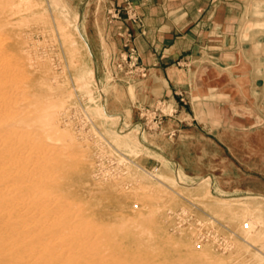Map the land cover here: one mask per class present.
<instances>
[{"label": "rangeland", "instance_id": "rangeland-1", "mask_svg": "<svg viewBox=\"0 0 264 264\" xmlns=\"http://www.w3.org/2000/svg\"><path fill=\"white\" fill-rule=\"evenodd\" d=\"M31 2L38 3V7L29 13L20 12L21 14L17 13L18 16L13 15L11 19L14 27L0 26V30L2 28L0 38L3 41L0 40V46L3 45L0 47V69L3 72L8 69V72H4L6 79L9 73L11 77L8 82L5 79L7 83H2L5 75L0 72V77L4 75L0 78V93L3 91L0 94V102L5 101L6 96L11 100L10 96L13 98L16 89V93H21L18 90L22 89L21 94H25L22 97L17 93L20 97L15 100L14 96V102L6 100L4 103H8L9 106L0 103L5 106L4 108L0 105L2 107L0 149L4 148L5 151L12 149L11 161L14 162V165L7 168L2 167L5 165L3 164L0 170L28 178L36 172L38 180L44 183L43 186L34 187L28 180L23 184L26 189L17 192L15 187L10 186L3 189L7 190L4 193L13 195L19 192L31 193L34 197L32 198L37 200L33 205L35 208H38L41 202L37 197H44L41 196L44 194L46 196L44 198H49L46 200L47 203L51 201L52 205L55 204L54 206L49 204L46 207L47 211L54 212L55 209L59 213L61 211L62 216L63 212L67 215L58 227L56 223L58 221L50 218L52 217L50 214L48 216L50 220L48 218L47 221L49 224L45 225L48 228L44 227V230H47L44 241H41V245L39 242L34 243L36 251L41 250L40 247L43 251L46 247V254L42 257L44 262L46 260V264H264V85L258 86L257 93L254 88H248L234 90L238 95L232 98L230 95L208 97L214 102L222 98V104L206 107L210 113L206 123L199 122L203 120L200 116L194 120L182 119L184 126L187 122L197 126L196 133L189 135L178 133L176 130L180 129V126L174 122L167 125V120L175 119L180 110L169 100H160L150 106L135 102L132 107L127 106L119 113H110L106 108V97H112L116 105H129V95L134 98L143 75L134 68L124 67L125 56L110 52V46L106 45L108 38L86 36L85 24L81 21L82 15H88L90 19V15L95 12H105V6L94 7L89 4V0H31ZM43 14L51 18L43 17ZM22 17H26L27 20L23 22L20 20ZM15 22H19L20 25ZM78 23L80 32L77 47L80 50L75 52L73 51L75 43L68 34L70 31L77 33L75 26ZM57 24L69 28L65 32V28L62 30L63 26ZM51 31L55 34L53 35ZM21 35L25 36L24 39H18L22 37ZM31 37H34V40ZM64 37L68 41L64 42ZM25 38L30 42L25 41ZM7 39L9 41H6ZM109 41L113 42V38ZM100 42L107 50L104 54H96L100 65L105 61L101 70L98 69L92 51L93 47H99ZM23 43L30 45L24 46ZM111 48L113 49L112 45ZM27 50H30V55H24L29 53ZM22 52L27 58L26 63L25 58L20 55ZM79 53L82 54V58L78 56ZM28 56L31 58L28 59ZM3 57L4 61L8 58L10 61L9 59L2 61ZM73 58L76 62L71 61ZM83 62L89 69L94 70L97 80L95 83L79 79L78 72ZM13 64L19 69L14 68ZM24 64L28 66V70ZM8 67L15 69L12 76L13 69L9 71ZM50 68L56 73H52ZM17 71L19 74L16 76ZM42 82L45 85H42ZM49 85L54 88L52 91L54 96L49 92L51 90ZM123 88L126 89L127 97ZM5 90H8L6 94ZM38 94L39 96L41 94L40 102L48 100L47 94L51 95V98L57 95V104L51 111L57 115L60 127L73 134L75 138L73 142L68 141V138L49 140L47 137V141L46 139L44 141L45 136L43 138V133L35 125H30L31 128L35 126L32 129H28L30 128L28 126L21 128L13 126L11 129L13 120L29 115L28 106L34 107H28L33 113L37 107L45 105L37 104ZM35 97L37 101L33 100ZM180 98L181 104H184L183 96ZM155 110L162 120L160 124H155L157 119L152 114ZM177 122L181 123L179 120ZM130 132L131 134L126 137L125 135ZM147 133L167 139L178 138V142L183 144L182 150L178 152L180 159L191 169L206 175L204 177H210V195L202 198L196 188L206 178L193 183L186 180L184 182L152 147L148 149L145 146L146 140L149 143L152 141L147 135L142 137ZM209 169L210 174H206ZM204 170L208 171L204 173ZM3 171L0 172L4 173ZM32 193H37V196ZM69 214L77 215V219L73 220L75 216L70 219L72 216ZM124 218L125 221L122 220ZM66 219L68 223L67 221L64 223ZM84 223L86 224L83 225ZM31 224L34 229L41 230L37 227L36 219ZM50 224L52 230L49 228ZM63 226H66L67 232H64ZM58 228L62 229L59 231ZM68 231H71L72 237ZM65 233H68L67 237ZM90 237L94 238V243ZM55 239H64L63 244L61 240L55 242ZM83 242H86L85 246ZM11 243V246L17 248L12 255V261L2 259L0 264H25L29 260L30 264H38L41 261V258L35 259L37 255L31 258L30 254L22 249L25 244L24 234L16 236L10 242L0 239V252L3 255L7 253ZM58 245H62L65 251ZM78 245L81 249H78L80 248ZM69 251L72 253L69 254Z\"/></svg>", "mask_w": 264, "mask_h": 264}, {"label": "crops", "instance_id": "crops-1", "mask_svg": "<svg viewBox=\"0 0 264 264\" xmlns=\"http://www.w3.org/2000/svg\"><path fill=\"white\" fill-rule=\"evenodd\" d=\"M89 4L103 5L106 11L93 13L90 19L82 15L86 36L108 38L110 52L125 56L124 67L143 75L134 98L129 95V105H116L106 97L110 113L135 102L150 106L169 100L180 110L167 125L174 122L180 126L178 133L189 135L197 126L187 122L185 127L182 119L200 116L199 122L206 123L210 115L206 107L222 104V98L214 102L208 97L232 98L238 95L234 90L248 88L257 93L264 85V0H89ZM104 47L100 42L92 48L99 70L105 63L100 65L98 57L107 51ZM145 135L153 142L146 140L145 146L152 147L182 181L206 178L180 159L183 144L178 138Z\"/></svg>", "mask_w": 264, "mask_h": 264}, {"label": "bare ground", "instance_id": "bare-ground-1", "mask_svg": "<svg viewBox=\"0 0 264 264\" xmlns=\"http://www.w3.org/2000/svg\"><path fill=\"white\" fill-rule=\"evenodd\" d=\"M37 2V1H36ZM33 2H31V0H0V26L2 27L3 25H14L13 23V20L11 19V17L13 16V15H17V13H20V12H32V10H33V8H37L38 7V5L37 4H35V3H33V4H35V5H33L32 4ZM45 3H43V5H44ZM37 5V6H36ZM34 6H36V7H34ZM42 6V5H41ZM40 6V7H41ZM58 6V5H57ZM17 8V9H16ZM58 8V7H57ZM17 10V11H16ZM21 14V13H20ZM47 15H49L48 14V12L46 13ZM57 14V13H56ZM15 15V16H16ZM41 15H42V13H41ZM44 16V14H43V17H48V16ZM18 16V15H17ZM40 16V15H39ZM38 16V17H39ZM14 17V16H13ZM37 17V16H36ZM42 17V16H41ZM50 17V16H49ZM48 17V18H49ZM78 17H79V15H78ZM23 18V19H22ZM20 20H23V22H24V20L26 21L27 19H25L24 17H22ZM31 17H29V19H30ZM34 17H32L31 19H33ZM48 18H47V21H48ZM51 18V17H50ZM40 19V18H39ZM57 19H58V17H57ZM40 20H42V18L40 19ZM46 20V19H45ZM45 20H44V23H46L45 22ZM61 20V19H60ZM31 21V20H30ZM58 21H59V19H58ZM28 23H29V21H27ZM26 22V23H27ZM34 22H35V20H34ZM37 22L39 23V21L37 20ZM50 22H52V20L50 21ZM56 22H57V20H56ZM16 23V22H15ZM19 23V22H18ZM18 23H16V24H18ZM20 23H21V21H20ZM27 23V24H28ZM42 23H43V21H42ZM42 23H41V25H42ZM47 23H49V21L47 22ZM30 24V23H29ZM28 24V25H29ZM35 24L37 25V23L35 22ZM60 24H61V21H60ZM69 24H70V22H69ZM18 25H20V24H18ZM22 25V24H21ZM32 25V24H31ZM47 25V24H46ZM53 25V24H52ZM24 26V25H23ZM27 26V25H26ZM43 26V25H42ZM57 26H63V24L62 25H58L57 24ZM14 27V26H13ZM15 27H17V26H15ZM20 26H18V28H19ZM28 27H30V26H28ZM4 28V27H3ZM44 28V27H43ZM63 28H65V26H63L62 27V30H64ZM67 28H69V26L67 27ZM67 28H65V32H66V30H67ZM79 23L78 24H76V26H75V30L77 31V33L76 32H72V31H70L71 33L70 34H68V35H70V37L71 38H73V43H75V45H74V50L73 51H75V52H79V47H77V42H79ZM30 29V28H29ZM60 29V28H59ZM62 30H60V32L62 31ZM69 30V29H68ZM0 31H2V28H1V30ZM32 31V30H31ZM30 31V32H31ZM43 31H44V29H43ZM48 31V30H47ZM53 31V30H52ZM52 31H51V33H52ZM69 32V31H68ZM3 33V32H2ZM27 33V32H26ZM25 33V34H26ZM21 34V33H20ZM41 34V33H40ZM49 34V33H48ZM53 34V33H52ZM54 34H55V32H54ZM53 34V35H54ZM33 34H31V36H32ZM38 35V34H37ZM64 35V34H63ZM65 35H66V33H65ZM64 35V36H65ZM0 36L2 37V35H1V32H0ZM22 36V35H21ZM24 36V35H23ZM23 36L22 37H20V38H18V39H24L23 38ZM29 36H30V34H29ZM28 36V37H29ZM16 37H17V34H16ZM25 37V36H24ZM27 37V36H26ZM54 37V36H53ZM69 37V38H70ZM9 38V37H8ZM30 38V37H29ZM33 38V39H32ZM65 38V37H64ZM66 38H67V36H66ZM64 39V42L67 40V39ZM70 38V39H71ZM6 39V38H5ZM27 38H25V41H27L26 40ZM31 39L32 40H34V37H31ZM51 39V38H50ZM55 40H56V38H54ZM0 40H1V38H0ZM9 40H10V38H9ZM8 39L6 40V41H9ZM45 40H46V38H45ZM52 40H53V38H52ZM51 40V42L53 43V41ZM2 41V40H1ZM1 41H0V44H1ZM24 41V42H25ZM47 41H49V39L47 40ZM68 41V40H67ZM3 42V41H2ZM19 42V41H18ZM28 42V41H27ZM26 42V43H27ZM30 42V41H29ZM28 42V43H29ZM34 42V41H33ZM32 42V43H33ZM35 42H37V41H35ZM40 42V41H39ZM43 42V41H42ZM57 42V41H56ZM41 43V42H40ZM47 43V42H46ZM45 43V44H46ZM51 43V44H52ZM73 43H72V46H73ZM3 44V43H2ZM4 44H5V41H4ZM34 44V43H33ZM42 44H44V42L42 43ZM67 44H68V42H67ZM70 44V43H69ZM23 45L24 46H27V45H30V44H27V45H25V43H23ZM35 45H37L36 43H35ZM41 45V44H40ZM48 45V44H47ZM1 46H3V45H1ZM0 46V47H1ZM34 46V45H33ZM44 46V45H43ZM36 47V46H35ZM52 47V46H51ZM65 47V46H64ZM87 47V46H86ZM29 48V47H28ZM44 48H46L45 46H44ZM72 48V47H71ZM30 49V48H29ZM35 49V48H34ZM48 49V48H47ZM26 50V49H25ZM36 50V49H35ZM44 50H46V49H44ZM23 51V50H22ZM28 51V50H27ZM41 51V50H40ZM68 51H69V49H68ZM24 52V51H23ZM23 52L20 54V55H22V57L23 58H25L24 57V55H27V54H29L30 55V50L28 51L29 53H24V55H23ZM37 52V51H36ZM48 52V51H47ZM74 52V53H75ZM43 53V52H42ZM67 53V52H66ZM1 54V53H0ZM32 54V53H31ZM38 54V53H37ZM53 54V53H52ZM77 54V53H76ZM87 54H88V52H87ZM3 55V54H2ZM14 55V54H13ZM43 55H45V54H43ZM58 55V54H57ZM74 55V54H73ZM4 56V55H3ZM49 56V55H48ZM61 56V55H60ZM71 56V55H70ZM78 56H80L81 58H82V54H80L79 53V55ZM77 56V57H78ZM1 57V56H0ZM4 57H6V55L4 56ZM4 57L1 59L2 61H4ZM8 57V56H7ZM29 57L30 56H28V59H29ZM33 57V56H32ZM39 57V56H38ZM45 57V56H44ZM50 57V56H49ZM48 57V58H49ZM58 57V56H57ZM76 57V56H75ZM22 58V59H23ZM31 58V57H30ZM36 58V57H35ZM41 58V57H40ZM47 58V59H48ZM52 58V57H51ZM60 58V57H59ZM9 59V58H8ZM8 59H6V60H8ZM12 59V58H11ZM26 59L27 58H25V63L26 62H28V61H26ZM37 59V58H36ZM50 59V58H49ZM5 60V61H6ZM33 60V59H32ZM32 60H30V61H32ZM38 60L40 61L41 59H39L38 58ZM38 60H37V62H38ZM43 60V59H42ZM62 60V59H61ZM75 61V58H73V59H71V61ZM4 61V62H5ZM8 61H10V59L8 60ZM22 62L24 61V60H21ZM36 61V60H35ZM63 61V60H62ZM3 62V63H4ZM41 62V61H40ZM47 62V61H46ZM60 62V61H59ZM76 62V61H75ZM79 62V61H78ZM8 63V62H7ZM7 63H6V65H7ZM33 63V62H32ZM36 63V62H35ZM34 63V65H36ZM42 63V62H41ZM44 63H45V61H44ZM53 63V62H52ZM72 63V62H71ZM70 63V64H71ZM2 64V63H1ZM38 64V63H37ZM76 65H77V63H75ZM9 65V64H8ZM7 65V66H8ZM11 65V64H10ZM9 65V67H12V66H10ZM14 65V64H13ZM25 65V64H24ZM43 65V64H42ZM75 65V66H76ZM6 66V67H7ZM15 66V65H14ZM13 66V67H14ZM28 66H29V63H28ZM28 66H26L25 65V67H26V69H27V67ZM46 66V65H45ZM60 66V65H59ZM73 66V65H72ZM2 67V66H1ZM4 67H5V65H4ZM8 67V68H9ZM24 67V68H25ZM30 68H31V66H29ZM36 67H39V66H37L36 65ZM51 67V66H50ZM58 67V66H57ZM68 67V66H67ZM14 68H18V67H14ZM14 68H9L10 70L9 71H11L12 69H13V71H11V76L13 75L12 73H14V71H15V69ZM33 69H34V67H32ZM60 68V67H59ZM63 69H64V67H62ZM5 69V68H4ZM19 69V68H18ZM42 69H43V67H42ZM8 70V69H7ZM5 71L4 70V72H8V71ZM28 70V69H27ZM35 70V69H34ZM40 70V69H39ZM52 69L50 68V71H51ZM54 70V69H53ZM56 70V69H55ZM2 70L0 69V72H1ZM36 71V70H35ZM50 71H48L49 73H50ZM63 71V70H62ZM3 71H2V74H4L5 75V73H4ZM25 72V71H24ZM52 72V71H51ZM52 73H54V71L52 72ZM56 73V72H55ZM54 73V74H55ZM64 73H65V70H64ZM19 73H18V71L17 72H15V75L17 76ZM26 74H27V72H26ZM44 74V73H43ZM45 74H47V73H45ZM61 74H63V72L61 73ZM4 75H1V77L0 78H2ZM8 76V80L6 79V75L4 76L5 78L3 79L2 78V80H4V81H1L2 83L4 82H8L9 81V79H11V77H10V73L9 74H7ZM14 75V76H15ZM32 75V74H31ZM30 75V76H31ZM50 75V74H49ZM52 75V74H51ZM56 75H60V74H56ZM64 75V74H63ZM66 76V75H65ZM57 77V76H56ZM62 77V76H61ZM78 77H79V79L81 80V81H83V80H85V79H87L88 81H90V82H94L95 83V81H97L96 80V76H95V72H94V70L93 69H89L87 66H86V64L83 62V64L81 63V66H80V70H79V72H78ZM67 78V77H66ZM5 79H6V81H5ZM75 79H77V78H75ZM31 80V79H30ZM47 80V79H46ZM46 80H44V81H46ZM51 80V79H50ZM49 80V81H50ZM52 80H54V77H53V79ZM62 80V79H61ZM78 80V79H77ZM77 80H76V82H77ZM29 81V80H28ZM48 81V82H49ZM6 82V83H7ZM41 82V81H40ZM57 82H58V80H57ZM56 81H55V83H57ZM1 83V84H2ZM37 83H39V82H37ZM54 83V84H55ZM78 83H79V81H78ZM77 83V84H78ZM64 84V83H63ZM80 84H82V83H80ZM97 84V83H96ZM42 85H45V84H43V82H42ZM46 85H48V84H46ZM58 85V84H57ZM86 85V84H85ZM1 86V85H0ZM5 86H6V84H5ZM41 86V85H40ZM50 86V85H49ZM65 86V85H64ZM3 88H4V85L2 86ZM21 87V86H20ZM48 87V86H47ZM66 88V87H65ZM1 89V88H0ZM51 89V90H50ZM49 92H51L50 94L51 95H53L52 94V91H54V88L52 87V86H50L49 87ZM8 90H5L4 91V93L5 92H7ZM13 91V90H12ZM16 91H17V89H16ZM16 91H15V93H13L14 94V96H16L15 97V100L18 98V97H20V96H17V93H16ZM18 91H21V93H22V89L21 90H18ZM67 91V90H66ZM14 92V91H13ZM1 93H3V91H1ZM0 93V94H1ZM10 93V92H9ZM8 93V94H9ZM21 93H18V95H22ZM54 93V92H53ZM6 94V93H5ZM7 94V95H8ZM12 94V93H11ZM10 94V95H11ZM10 95H8V96H10ZM25 95V94H24ZM24 95H22V97L24 96ZM51 95H48L47 94V98H48V100H46L47 101V103H46V101H45V99H44V101L43 102H45V103H43L42 101V103L40 102V99H41V94H40V96H39V94L37 95L38 97H39V102L37 103V104H45V105H43V107H40L39 105V107H37L34 111H33V113L31 112V109L30 110H28L29 108H34L33 106L31 107V106H28L27 107V111L29 112V115L28 116H23V117H20L19 119H17V120H13V122L11 123V129H12V127L13 126H15V127H13V128H21V126H28V127H30V128H28V127H26V129L28 128V129H32V128H34L35 126L43 133V138H44V136H45V138H44V141H45V139H46V137L50 140V139H52V140H59V139H64V138H68V141H70V142H73L74 140H75V138H74V136H73V134L70 132V131H66V130H64V129H62L61 127H60V125H59V120H58V118H56L57 117V115L55 114V113H53L51 110H52V108H54V106L57 104L56 103V100H58V99H56V96L55 97H53V98H51ZM2 97H5L4 95H1ZM14 96H13V98H14ZM36 96V95H35ZM54 96V95H53ZM11 97V100H9L8 98H7V96H6V98L4 99L5 101L7 100V102H8V100L9 101H13L14 102V99L12 98V96H10ZM22 97H21V99H22ZM50 97V98H49ZM36 98L37 97H35V99H33V100H36ZM13 99V100H12ZM2 100H3V98H2ZM1 100V101H2ZM20 100V99H19ZM5 101H2L3 103L5 102ZM32 101V100H31ZM37 101V100H36ZM35 101V102H36ZM2 102H0L1 104H2ZM30 102V101H29ZM33 102V101H32ZM34 102V103H35ZM10 103V102H9ZM0 104V105H1ZM12 104V103H11ZM10 104V105H11ZM31 104V103H30ZM36 103H35V105H37ZM3 105V104H2ZM1 105V106H2ZM4 105L6 106V105H8V103H4ZM29 105V104H28ZM0 106V107H1ZM5 106H2V107H4L5 108ZM9 106V105H8ZM2 107H1V109H2ZM9 108V107H8ZM7 109V108H6ZM5 109V110H6ZM4 110V109H3ZM4 110V111H5ZM16 119V118H15ZM30 125H35L34 127L32 126V128H31V126ZM17 126V127H16ZM6 127V126H5ZM22 127V128H23ZM7 128L9 129L10 128V126H7ZM1 129V128H0ZM25 129V128H24ZM3 130V129H2ZM131 134V132L130 133H127L125 136L126 137H128L129 135ZM46 141H47V139H46ZM1 146V145H0ZM2 146L4 147V145L2 144ZM12 154H13V152H12V149H8V150H6L5 151V149L3 148H1L0 149V167L3 165V164H5L4 166H2V167H5V168H7V167H10L11 165H14V162L13 161H11L13 158L11 157L12 156ZM9 158V159H8ZM6 159H8V161L6 160ZM4 168V169H5ZM0 171H3V170H0ZM4 172V171H3ZM12 172V171H11ZM0 173H2V172H0ZM3 175L2 176H0V239H3V240H5V241H11V239H15L16 238V236H19V235H22V234H24V236H25V244H24V246L22 247V249L24 250V251H26L27 253H29L30 254V256H31V258L33 257V256H35V255H37L36 257H35V259L36 258H38V259H40L41 258V261H39L38 262V264H46V260H45V262H44V259H42V257H44L45 256V254H46V252H45V248H44V250L43 251H41L42 250V248L40 247V249L41 250H39V251H36L35 249H34V243H36V242H39V244L41 245V241H44V239H45V237H46V235H44L45 234V230L48 228L47 226H45V225H47V224H49V223H47V221H48V216L50 215V216H52V217H50V218H53V220H55V221H58V222H56L57 224H58V227L60 226V224L62 223V221L64 220L63 218H64V216H67V215H65L64 214V212H63V216L60 214V213H62L61 211H60V213L59 212H57V211H55V209H54V212L51 210V208H50V210L52 211V212H50V211H47V206L50 204V205H52V202L51 201H49L48 203L46 202V200H48L47 198H44V197H46L44 194H40L41 196H44V197H37V199H39V200H41V202H39V206H38V208L36 207L35 208V206H33L34 205V202L35 201H37L36 199L34 200L33 198V196H31V193L30 194H28V193H21V192H19L17 195H13V194H11V193H4V191H7V190H4L3 191V189H5V188H7L8 189V187H10V186H13V188L15 187L16 188V190H17V192L18 191H21V190H23V189H26V186L24 185L23 186V184H25V183H27L28 182V180H30L31 181V183H32V185L35 187V185H39V186H43L44 185V183L43 182H41V180L39 181L38 180V178H37V176H36V172H34V173H32V175H31V177L30 178H28L27 176H22V175H20V174H12V173H9V174H7V173H2ZM10 175H12V176H10ZM174 180V179H173ZM209 180H210V177L209 178H206V179H204L196 188H197V191L199 192V194H200V196L203 198L204 196H208V195H210V187H211V185H210V182H209ZM58 182H59V180H58ZM54 183H55V180H54ZM54 185H57V184H54ZM30 188H32L31 186H30ZM31 192H33V191H31ZM38 193V192H37ZM37 193L35 194V193H32V195H36L37 196ZM92 193V192H91ZM39 194V193H38ZM35 196V197H36ZM65 196V195H64ZM33 197V198H32ZM63 199V198H62ZM54 201H56V200H54ZM59 201H60V198H59ZM51 202V203H50ZM57 202H58V200H57ZM63 202V201H62ZM70 202V201H69ZM55 203V202H54ZM59 203V202H58ZM68 203V202H67ZM66 203V204H67ZM57 204V203H56ZM69 204H71V203H69ZM77 204H80V203H77ZM37 205H38V203H37ZM36 205V206H37ZM55 205V204H54ZM54 205H52V206H54ZM56 206H58V205H56ZM40 207V208H39ZM59 207V206H58ZM61 207V206H60ZM64 207V206H63ZM97 207V206H96ZM57 208V207H56ZM48 210H49V208H48ZM60 210V209H59ZM58 210V211H59ZM259 210V209H258ZM120 213V212H119ZM71 214H73V212L71 213ZM71 214H69V215H71ZM75 214H78V213H75ZM81 214V213H80ZM121 214V213H120ZM72 216V218H70V219H73V216H75V215H71ZM50 218H49V220H50ZM66 218H68V217H66ZM91 218V217H90ZM123 218V217H122ZM34 219H36V223L38 224L37 225V227L38 228H41V230L40 231H38V229H34L33 227H31L32 226V224L31 223H33V220ZM77 219V215L75 216V219H73V220H76ZM79 219V218H78ZM82 219V218H81ZM86 219V218H85ZM84 219V220H85ZM140 219V218H139ZM52 219H51V221H53ZM72 220V222H74ZM91 220V219H90ZM122 220H124L125 221V218L124 219H122ZM67 221V219L64 221V223ZM80 221V220H79ZM79 221H76V222H79ZM50 222V221H49ZM71 222V221H70ZM69 222V223H70ZM83 222V221H82ZM92 222H94V221H92ZM66 223H68V221L66 222ZM80 223V222H79ZM34 224H35V222H34ZM33 224V225H34ZM71 224V223H70ZM73 224H75V226L76 227H79L78 225H76V223H73ZM72 224V225H73ZM86 223H84L83 225H85ZM88 224H90V223H88ZM53 225H54V222H53ZM69 225V224H68ZM68 225H66V226H68ZM72 225H71V227H72ZM52 226V224H50V229L52 228L51 227ZM57 226V225H56ZM56 226L54 227V228H56ZM65 226V227H66ZM70 226V225H69ZM74 226V227H75ZM44 227H46V229L44 230ZM65 227L63 226L62 228L65 230ZM61 228V229H62ZM70 228V227H69ZM60 229V230H61ZM72 230H73V228H71ZM70 229V230H71ZM75 229H77V228H75ZM79 229H81V228H79ZM78 229V230H79ZM49 230V229H48ZM52 230V229H51ZM58 230H59V228H58ZM57 230V231H58ZM59 230V231H60ZM68 230V229H67ZM67 230H65L64 232H67ZM83 230V229H82ZM47 231V230H46ZM63 231V230H62ZM74 231H76V230H74ZM84 231V230H83ZM3 232V233H2ZM56 232V231H55ZM69 232V231H68ZM73 232V231H72ZM80 232H82V231H80ZM61 233H63V232H61ZM78 233V235H79V232H77ZM90 233V232H89ZM67 234L68 233H65V237H67ZM71 234V231L69 232V235ZM73 234H74V232H73ZM76 234V233H75ZM84 234H85V232H84ZM59 236V235H58ZM57 236V237H58ZM63 236H64V234H63ZM76 236V235H75ZM75 236H74V238H75ZM90 236H91V234H90ZM65 237H63V238H65ZM71 237H72V234H71ZM84 237V236H83ZM87 237V236H86ZM88 237H89V234H88ZM49 238V237H48ZM48 238H47V240H48ZM62 238V237H61ZM69 238V237H68ZM57 239H59V238H57ZM57 239H55V240H53V242L55 241V242H57V241H60L61 240V243L64 241V239H60V240H57ZM70 239V238H69ZM82 239V238H81ZM84 239H88V238H84ZM90 239H92V242H93V240H94V238H91L90 237ZM107 239V238H106ZM50 240V239H49ZM63 240V241H62ZM71 240V239H70ZM52 241V240H51ZM74 241V240H73ZM14 242V241H13ZM12 242V243H13ZM46 242V241H45ZM54 242V243H55ZM70 242H72V241H70ZM69 242V244L71 245V243ZM77 242V241H76ZM91 242V241H90ZM91 242V243H92ZM95 242V241H94ZM93 242V243H94ZM12 243L8 246L9 248H8V251H7V253L5 254V255H3L1 252H0V260H2V259H8L9 261H12V255H13V253L16 251V247L15 246H11L12 245ZM43 243V242H42ZM48 244H49V242H47ZM54 243L52 244L53 246H54ZM81 243V242H80ZM86 243V242H85ZM84 242L82 243L83 245L85 244ZM89 243V242H88ZM38 244V245H39ZM44 244V243H43ZM48 244H47V246H48ZM56 244V243H55ZM60 244V243H59ZM63 244V243H62ZM72 244H73V242H72ZM78 244V243H77ZM107 244V243H106ZM49 245H51V244H49ZM80 245V244H79ZM78 245V247H80V246H82V245H80L79 246ZM92 245V244H91ZM44 246H46V245H44ZM58 246H60V248H62L61 246L62 245H58ZM85 246V245H84ZM67 247V246H66ZM59 248V249H60ZM91 248H92V246H91ZM54 249H55V247H54ZM63 249V248H62ZM68 249V248H67ZM78 249H81V247L80 248H78ZM77 249V250H78ZM85 249V248H84ZM64 251H65V249H63ZM62 250V251H63ZM46 251H48V248H47V250ZM60 251H61V249H60ZM74 251V250H73ZM70 252V251H69ZM57 253V252H56ZM62 253V252H61ZM72 252H70L69 254H71ZM69 254H67V255H69ZM50 255V254H49ZM54 254H52V256H53ZM57 255V254H56ZM55 255V256H56ZM75 255V254H74ZM71 256H73V255H71ZM70 256V257H71ZM69 258V257H68ZM92 258H93V256H92ZM29 259V258H28ZM34 259V258H33ZM54 259V258H53ZM65 259V258H64ZM63 259V260H64ZM51 260V259H50ZM54 261V260H53ZM66 261V260H65ZM70 261V260H69ZM52 262V261H51ZM61 263V262H60ZM67 263V262H66ZM25 264H30V260L29 261H27ZM36 264V263H35ZM53 264V263H52ZM65 264V263H64Z\"/></svg>", "mask_w": 264, "mask_h": 264}, {"label": "built area", "instance_id": "built-area-1", "mask_svg": "<svg viewBox=\"0 0 264 264\" xmlns=\"http://www.w3.org/2000/svg\"><path fill=\"white\" fill-rule=\"evenodd\" d=\"M150 111L151 110H148V112H150ZM152 114L155 115L154 118L157 119L156 122H155V124H160L162 122V120L158 117L157 111L156 110L153 111Z\"/></svg>", "mask_w": 264, "mask_h": 264}]
</instances>
